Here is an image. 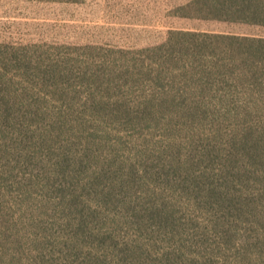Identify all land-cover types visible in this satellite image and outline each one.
Returning <instances> with one entry per match:
<instances>
[{
  "label": "rangeland",
  "instance_id": "374dc122",
  "mask_svg": "<svg viewBox=\"0 0 264 264\" xmlns=\"http://www.w3.org/2000/svg\"><path fill=\"white\" fill-rule=\"evenodd\" d=\"M194 1L0 0V264H264V60L214 38L264 23Z\"/></svg>",
  "mask_w": 264,
  "mask_h": 264
},
{
  "label": "trees",
  "instance_id": "16d2710c",
  "mask_svg": "<svg viewBox=\"0 0 264 264\" xmlns=\"http://www.w3.org/2000/svg\"><path fill=\"white\" fill-rule=\"evenodd\" d=\"M195 4L206 17L222 22L262 24L264 23V0H195ZM221 45L223 60L234 55L242 64L250 58L264 60V38L248 35H215ZM203 48L209 49L208 45Z\"/></svg>",
  "mask_w": 264,
  "mask_h": 264
}]
</instances>
